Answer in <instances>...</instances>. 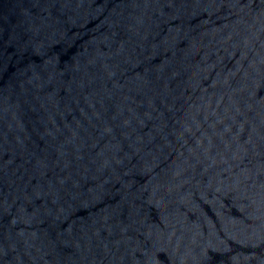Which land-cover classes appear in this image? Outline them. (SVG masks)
Instances as JSON below:
<instances>
[{
    "label": "water",
    "instance_id": "1",
    "mask_svg": "<svg viewBox=\"0 0 264 264\" xmlns=\"http://www.w3.org/2000/svg\"><path fill=\"white\" fill-rule=\"evenodd\" d=\"M0 264H264V0H0Z\"/></svg>",
    "mask_w": 264,
    "mask_h": 264
}]
</instances>
